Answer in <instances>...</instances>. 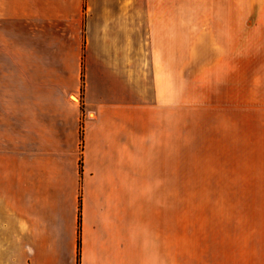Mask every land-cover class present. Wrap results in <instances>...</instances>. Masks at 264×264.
<instances>
[{"label": "crops", "instance_id": "crops-1", "mask_svg": "<svg viewBox=\"0 0 264 264\" xmlns=\"http://www.w3.org/2000/svg\"><path fill=\"white\" fill-rule=\"evenodd\" d=\"M49 41L84 88L82 155L65 152L63 131L49 133L42 115L21 145L0 136V264H78L80 213V264H264V210L174 208L169 137L166 148L157 129L175 1L0 0V42L13 47L0 48V63L21 56L41 72Z\"/></svg>", "mask_w": 264, "mask_h": 264}, {"label": "rangeland", "instance_id": "rangeland-1", "mask_svg": "<svg viewBox=\"0 0 264 264\" xmlns=\"http://www.w3.org/2000/svg\"><path fill=\"white\" fill-rule=\"evenodd\" d=\"M174 1L176 56L156 128L159 143L165 133L166 148L169 137L165 178L168 173L174 208L264 210V0ZM50 29L54 37L56 27ZM20 37L18 55L25 45ZM47 44L51 56L41 72L21 56L14 68L1 59L0 136L14 135L18 145L25 125L33 128L39 115L46 116L49 133L58 125L65 152L76 150L81 158L84 88L75 89L69 60L55 57L56 43ZM0 48L13 47L0 42ZM153 61L168 69V59ZM75 95L77 104L70 98ZM48 140L51 145L54 137Z\"/></svg>", "mask_w": 264, "mask_h": 264}, {"label": "trees", "instance_id": "trees-1", "mask_svg": "<svg viewBox=\"0 0 264 264\" xmlns=\"http://www.w3.org/2000/svg\"><path fill=\"white\" fill-rule=\"evenodd\" d=\"M80 211H81V207H80ZM80 249H81V213L79 215L78 264H80Z\"/></svg>", "mask_w": 264, "mask_h": 264}, {"label": "bare ground", "instance_id": "bare-ground-1", "mask_svg": "<svg viewBox=\"0 0 264 264\" xmlns=\"http://www.w3.org/2000/svg\"><path fill=\"white\" fill-rule=\"evenodd\" d=\"M71 100H72L73 102H75V103H79V99H78L77 96H72V97H71Z\"/></svg>", "mask_w": 264, "mask_h": 264}]
</instances>
